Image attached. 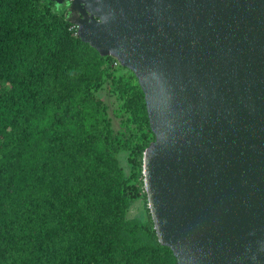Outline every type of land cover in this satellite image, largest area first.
Listing matches in <instances>:
<instances>
[{
    "label": "water",
    "instance_id": "water-1",
    "mask_svg": "<svg viewBox=\"0 0 264 264\" xmlns=\"http://www.w3.org/2000/svg\"><path fill=\"white\" fill-rule=\"evenodd\" d=\"M131 69L148 206L178 264H264V0H53Z\"/></svg>",
    "mask_w": 264,
    "mask_h": 264
},
{
    "label": "trees",
    "instance_id": "trees-1",
    "mask_svg": "<svg viewBox=\"0 0 264 264\" xmlns=\"http://www.w3.org/2000/svg\"><path fill=\"white\" fill-rule=\"evenodd\" d=\"M61 6L0 0V264H178L150 209L125 215L147 199L143 156L155 134L144 91L116 64L132 72L153 138L132 146L130 176L109 188L114 139L91 90L117 59L83 41Z\"/></svg>",
    "mask_w": 264,
    "mask_h": 264
},
{
    "label": "rangeland",
    "instance_id": "rangeland-1",
    "mask_svg": "<svg viewBox=\"0 0 264 264\" xmlns=\"http://www.w3.org/2000/svg\"><path fill=\"white\" fill-rule=\"evenodd\" d=\"M59 6V5H58ZM66 11V5L60 7ZM115 61H112V66ZM132 72L125 67L115 68L114 76L105 77L100 87L91 91L102 102L105 108L106 122L109 127L110 137L113 138V172L110 185L121 182L130 176L131 166L129 156L132 146L138 142H147L153 138L141 119L139 108L137 107V96ZM142 172L138 175V181L143 182ZM130 183H133L131 181ZM148 200L144 195H140L132 201L130 206L125 208L126 217L147 218Z\"/></svg>",
    "mask_w": 264,
    "mask_h": 264
},
{
    "label": "built area",
    "instance_id": "built-area-1",
    "mask_svg": "<svg viewBox=\"0 0 264 264\" xmlns=\"http://www.w3.org/2000/svg\"><path fill=\"white\" fill-rule=\"evenodd\" d=\"M118 63H119V61H118V60H116V61H115V64H118Z\"/></svg>",
    "mask_w": 264,
    "mask_h": 264
},
{
    "label": "flooded vegetation",
    "instance_id": "flooded-vegetation-1",
    "mask_svg": "<svg viewBox=\"0 0 264 264\" xmlns=\"http://www.w3.org/2000/svg\"><path fill=\"white\" fill-rule=\"evenodd\" d=\"M63 5H66V4H63ZM67 6V5H66ZM67 8V7H66Z\"/></svg>",
    "mask_w": 264,
    "mask_h": 264
}]
</instances>
